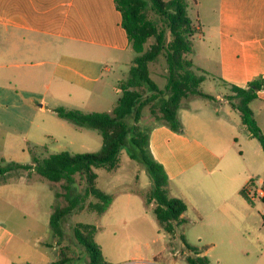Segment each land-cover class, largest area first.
<instances>
[{
  "label": "crops",
  "instance_id": "obj_1",
  "mask_svg": "<svg viewBox=\"0 0 264 264\" xmlns=\"http://www.w3.org/2000/svg\"><path fill=\"white\" fill-rule=\"evenodd\" d=\"M195 5L197 16L203 19L195 21L200 29L197 35L216 46L215 66L221 79L239 87L264 79V0H195ZM132 53L114 0H0V144L8 146L10 153L31 154L36 149L48 153L43 144L47 137L56 143L67 135L86 140L84 128L72 124L76 128L72 129L68 121L48 114H56L58 107L96 112L93 109L103 97L98 85H107L105 76L121 63L130 69ZM120 82L115 86L117 97ZM212 97L209 100L215 105L224 101L221 95ZM198 98L179 110L183 129L179 133L170 129L176 143L170 157L159 154L157 159L158 135L155 131L149 135L151 154L168 175L169 192L171 177L183 173L187 160L206 168L223 158L224 154L211 158L212 146L224 150L226 137L231 136L238 141L235 129L253 139L228 101L227 111L221 113L218 108L197 105ZM250 107L264 132V89ZM36 175L0 183V201L14 203L26 196L25 204L32 207V226L48 229L52 213L48 206L44 210L39 205L38 195L42 194V204L44 195L43 188L31 182L42 180ZM16 238L12 230L0 226V264L52 262L49 250L56 251L55 246L41 238L32 244L15 242ZM201 255H205L202 250Z\"/></svg>",
  "mask_w": 264,
  "mask_h": 264
},
{
  "label": "rangeland",
  "instance_id": "obj_2",
  "mask_svg": "<svg viewBox=\"0 0 264 264\" xmlns=\"http://www.w3.org/2000/svg\"><path fill=\"white\" fill-rule=\"evenodd\" d=\"M188 2V14L195 23L199 19L196 5L193 0ZM199 20L202 22L203 19ZM205 40L206 38L199 39L198 35L194 37L193 51L189 58L195 65V72L201 74L203 71L205 75V80L201 84L202 90L214 97L221 95L224 101L215 105L212 100L199 97L197 105H206L207 109L215 107L221 113H225L228 109L225 101L233 95L231 84L224 82L218 74L215 66L216 46ZM132 56L134 57V53ZM120 65L114 67V71L105 76L107 85H98V89L103 91V97L99 99L94 111H112L113 104H116L118 97L115 86L119 81L126 80L129 70L128 65L122 63ZM151 72L157 84L164 87L166 63L162 57L151 66ZM188 101L184 102V106ZM206 113L204 110L201 114L204 117ZM48 115L60 119L56 114ZM239 115L240 113L237 112V119ZM69 125L72 129H76L71 123ZM140 126L149 135L154 131L157 133V150L154 151L157 159L160 157L159 154L170 157L171 149L176 145L172 132L156 120L148 108L142 112ZM238 129H235L238 141L231 136L226 137L224 150H221L217 144L212 146L215 150L211 158L216 159L219 154H224L215 165L213 163L205 168L200 164H191L190 160H187V167L183 173L178 176H172L171 173L169 196L187 199L185 202L188 207L184 213L186 221L176 228L173 235L159 228L152 211L156 207V202L151 200L147 203L152 180L144 164L138 159L133 160L129 157L130 144H127L119 155L118 169L114 171H107L104 168L95 169L98 175V187L114 196L113 205L106 213L100 215L86 208L66 216L62 222L64 236L59 240L50 228L32 226V207L25 204L26 196L21 195L14 203L0 201V226H5L15 233L17 237L15 242L22 240L32 244L41 238L51 247L55 246L56 251L49 250V258L52 262L67 257L72 259L71 264H88V254L76 240L74 226L77 223H91L98 228L95 241L101 247L108 264H188L186 257L194 254L187 250L185 243L200 246L210 260V264H264V202L262 201L264 151L257 140L246 139V131ZM82 131L86 135V140L79 137L70 138L67 135L56 143L52 138L47 137L43 144H47L44 146L48 153L43 149H36L33 156L43 158L60 151L98 152L103 143L100 132L89 128H84ZM32 160L30 153H10L8 146L0 144L1 165L11 161L26 164ZM17 174L35 176V173L29 174L26 170H19ZM41 179L35 178L31 182L38 183L37 185L43 188L44 201L42 204V194L39 193V205L44 210L48 206L50 213H53L55 207L67 205V196L72 198L84 192L85 179L80 174L75 176L74 192L70 193L63 188L65 181L53 183ZM244 188L248 189L252 204L240 195ZM95 201L94 197H88L86 205ZM9 211L12 213L8 214ZM215 225L218 229L214 228Z\"/></svg>",
  "mask_w": 264,
  "mask_h": 264
},
{
  "label": "trees",
  "instance_id": "obj_3",
  "mask_svg": "<svg viewBox=\"0 0 264 264\" xmlns=\"http://www.w3.org/2000/svg\"><path fill=\"white\" fill-rule=\"evenodd\" d=\"M195 2V0H193ZM121 14L129 47L135 56L126 80L120 82L117 103L110 112H82L76 109L58 107L55 113L77 128L98 130L102 136V147L94 153H70L61 151L46 157H34L32 164H20L14 161L0 164V183L11 177H19V170L35 173L50 182L65 181L66 192H74L75 176L85 179L83 193L68 198V204L55 207L50 216L49 228L60 240L64 233L63 219L74 213L89 209L104 214L113 204L114 196L98 187V175L95 169L104 168L114 171L119 168V155L130 144L129 157L140 160L152 180L151 200L156 202L152 210L161 230L173 235L176 228L186 219L187 204L180 198L169 196V178L164 166L158 162L149 149V134L140 126L142 112L148 108L152 116L174 132H181L183 124L179 110L184 102L192 98L213 99L205 93L201 84L205 75L195 72V65L189 58L193 51L194 37L200 29L188 14V0H114ZM163 58L166 63V84L160 88L152 78L151 65ZM233 95L228 97L231 107L240 113L243 125L250 136L257 140L264 151V133L260 129L253 110L252 101L258 98V92L264 89V79L256 78L246 85L230 86ZM264 202V180L262 184ZM241 195L252 204V198L246 188ZM66 196V194H65ZM88 197L95 202L86 205ZM97 226L91 223H77L74 226L76 240L85 248L88 264H108L101 247L95 241ZM187 250L194 256H187L188 264H210L207 256L201 255V249L185 243ZM71 258H59L50 264H71Z\"/></svg>",
  "mask_w": 264,
  "mask_h": 264
}]
</instances>
